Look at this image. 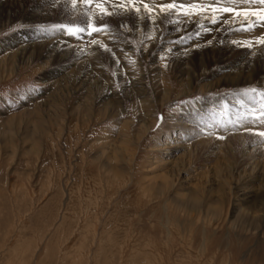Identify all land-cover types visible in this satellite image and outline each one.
<instances>
[{
    "label": "rangeland",
    "instance_id": "374dc122",
    "mask_svg": "<svg viewBox=\"0 0 264 264\" xmlns=\"http://www.w3.org/2000/svg\"><path fill=\"white\" fill-rule=\"evenodd\" d=\"M72 1L0 0V60L19 44L49 46L59 33L65 47L80 45L69 62L34 55L11 72L0 68V264H264V136L238 125L264 117V73L227 86L221 59L208 58L185 95L182 67L172 61L191 41L210 48L203 39L212 31L203 27L230 13L201 7L223 0L191 7L175 0L173 9H162L173 0H115L125 6L115 15L108 0H77L83 13L61 10ZM252 4L243 19L264 14V4ZM192 18V32L177 25ZM255 18L263 23L237 28L227 41L247 40L257 54L264 16ZM102 39L119 47L115 55ZM85 71L91 75L84 87L56 84ZM132 83L141 90L136 95ZM95 85H103L100 92ZM245 96L254 98L258 117L240 112ZM142 126L153 128L143 134ZM239 133L258 141L239 143L234 156L225 141ZM196 197L207 217L185 213ZM250 214L262 223L257 231L235 222Z\"/></svg>",
    "mask_w": 264,
    "mask_h": 264
},
{
    "label": "bare ground",
    "instance_id": "6f19581e",
    "mask_svg": "<svg viewBox=\"0 0 264 264\" xmlns=\"http://www.w3.org/2000/svg\"><path fill=\"white\" fill-rule=\"evenodd\" d=\"M107 2V0H105ZM109 1V4H112V3H115L116 1L115 0H108ZM165 1V0H164ZM73 2V1H72ZM163 2V0H162ZM105 3V2H104ZM160 3V1H159ZM123 5H121L120 3L118 4H112V5H109L107 6L108 9H112V15H115L116 12H117V7L119 8H122ZM125 7V6H123ZM64 9H66L65 12L69 13L73 10H78L80 9V12H82L83 10H85L81 5L80 3L77 1L76 3H73V5H70L67 3V5L65 4H62V7H61V10L63 11ZM91 11V10H90ZM93 13V11H91ZM83 13V12H82ZM210 14V13H209ZM95 15L96 16H101V11L99 10H96L95 11ZM128 15V14H127ZM125 15V19H131V17ZM179 15V14H177ZM185 16H179V19L177 17L178 20H182L185 19ZM192 16V15H191ZM197 16V15H196ZM196 16H194L196 18ZM218 16V15H217ZM171 17V16H170ZM204 16H200L199 19H204L203 18ZM207 17V16H206ZM209 17V16H208ZM207 17V18H208ZM263 16H261L262 18ZM87 18V17H86ZM191 18V17H190ZM195 18H192V19H189L190 21L188 22L187 25L185 24H181L180 21L179 24L177 23V25L181 26L184 30L186 31H191V30H196L195 26H196V23H195ZM205 18V19H207ZM244 18V15L241 14V15H237V14H233V13H230L226 16H220L219 17H216V19L212 22H206V25L203 27V28H209L211 31H212V35L209 36V38H204L203 40H208L211 45H210V48L209 49H205V48H202V45L201 43H196L194 41H191L190 43L186 44V46H179L178 48H180L179 52L178 53H174V57H172V61H173V65H176L178 68L179 67H182V70H181V73L183 76H185V80H184V83H183V90L181 91V94H185L187 95L189 93V88L191 87V84L193 83V81H195L196 79L195 78H198L197 76L194 75L195 73V69L198 67L200 68L204 73H205V70H206V66H205V62H207L208 58L212 59V58H216V59H221V62L224 64L225 68L228 70V74H226L225 76L221 77L220 80L223 78V81H226V84L227 86L230 85V86H233V87H236V86H239L241 84H245L249 79H255L257 78L258 76L261 77V74L264 73V37L261 38V50H257L259 51L257 54L256 53H253L252 52V46L249 45L248 43H246V41H236L237 43H235V41H233L234 43H231L230 41L228 42L227 41V37L232 35L233 34V30L235 29H241V28H245L248 27H253V26H258L259 24L263 23L262 20H256V19H243ZM211 19V18H209ZM207 19V20H209ZM91 20V19H90ZM174 20V19H172ZM171 20V21H172ZM185 20H188L185 19ZM213 20V19H212ZM96 21V20H95ZM98 21V19H97ZM175 21V20H174ZM200 21V20H199ZM175 22H171L170 23V29H174L175 28ZM260 26V25H259ZM178 27V26H176ZM179 27V28H181ZM148 29V28H147ZM260 29V28H259ZM169 30V29H168ZM258 31V30H257ZM263 31V30H262ZM168 32V31H167ZM192 32V31H191ZM190 32V33H191ZM207 33V32H206ZM177 34V33H176ZM189 34V33H188ZM260 34V33H259ZM262 34V32H261ZM264 34V33H263ZM183 35V34H182ZM248 35V34H247ZM258 35V34H257ZM57 36H60L57 39H55V42L54 40H52L50 42V45L47 46L45 45V47L42 45V44H39V43H36V44H19L18 46H16L17 50L9 57V58H6V57H3L1 58L0 60V68L3 67L5 69V67L8 69L9 67V71L11 72L13 69H15V65H19V63H21L22 61H32L34 60L35 58H42V59H53L54 62H69L71 59H76L78 57V49L77 48H80V45L77 44V45H74L73 47H70V48H67L65 47L66 45H63L60 40L62 39V34H57ZM107 36V35H106ZM105 36V38H106ZM189 36V35H188ZM234 38L236 35H233ZM242 37V35H239ZM250 36V35H249ZM252 36V35H251ZM237 37V36H236ZM258 37V36H257ZM97 38V36H96ZM104 38V37H103ZM232 38V37H231ZM231 38H229L231 40ZM233 38V40H234ZM246 38V37H245ZM113 41H114V38H112ZM112 39H109V40H106L102 39V42H103V45H110L111 48V51L110 53H112L113 55H115V50L117 51V49L119 50V47L115 48V47H112V46H115V45H112L111 43V40ZM213 39V40H212ZM238 39V38H237ZM254 39V38H253ZM115 40H118L117 38ZM120 40V39H119ZM179 40V39H178ZM242 40V39H241ZM260 40V39H259ZM66 41V40H65ZM70 42H73L71 40H68ZM112 41V42H113ZM197 41V40H196ZM110 42V43H108ZM200 42V41H199ZM207 42V41H206ZM248 42V41H247ZM250 42V41H249ZM86 43V42H85ZM204 43V42H203ZM45 44V43H44ZM114 44V42H113ZM200 44V45H198ZM253 44V43H252ZM35 45V46H34ZM36 45L39 46L38 49H35L36 48ZM255 45V43H254ZM43 46V47H41ZM87 46V45H86ZM207 46V44H206ZM205 46V47H206ZM257 46H259L257 44ZM92 47V46H91ZM125 47V46H124ZM85 48V47H84ZM88 48V47H86ZM90 48V47H89ZM114 48V49H113ZM193 48H196L195 49V52H191L193 51L192 49ZM256 48V47H255ZM124 49V48H123ZM254 49V48H253ZM94 49L91 50V54L90 55V61H92L95 65V63L98 62V58H99V54L96 53V51H93ZM90 51V50H89ZM122 51V50H121ZM124 51V50H123ZM255 51V52H257ZM17 52L18 55L16 54ZM100 53V52H99ZM117 53V52H116ZM35 55V58L33 59V56ZM107 56V54H106ZM118 56V55H117ZM198 57L199 61L198 63L196 64L194 61H193V58L195 57ZM109 57V56H108ZM110 58V57H109ZM51 59V60H52ZM66 59V60H64ZM121 59V58H120ZM119 59V60H120ZM27 63V62H26ZM92 63V64H93ZM56 64V63H55ZM117 64V63H116ZM91 66V65H90ZM90 66L87 65L88 68H90ZM224 68V69H225ZM3 69V70H4ZM181 69V68H180ZM92 71V70H90ZM90 71H85L83 75H81L80 77L78 76L77 78H74L72 80H68V78H64L62 80H60L61 82H57L56 84L60 87H62V89H64L63 85L66 87L67 85H70L72 87H84L88 84L89 82V78H90V75L91 74H87L88 72ZM202 72V73H203ZM249 77V78H247ZM258 77V78H259ZM163 78V77H162ZM261 79V78H260ZM243 81H245L243 83ZM250 81V80H249ZM263 82H264V79H263ZM249 83V82H248ZM98 84V83H97ZM62 85V86H61ZM91 86H92V83H90V85H88L87 89L90 93L91 91ZM97 85H95V89H94V92L97 91L100 92V90L102 89L103 85H98V87H96ZM138 86L139 85H136V84H130V92L131 94L133 95H136L137 92H140V88L138 89ZM212 86V85H211ZM70 88V87H69ZM205 88V87H204ZM211 88V87H209ZM60 89V88H59ZM61 92V91H60ZM93 92V91H91ZM136 93V94H135ZM141 94V93H140ZM165 94V93H164ZM167 94V93H166ZM165 97V96H164ZM168 97V96H167ZM251 97L249 96H245L243 97V101L246 106L244 107L243 106V109L240 110L241 113H244V114H247L248 116H252L254 115L253 117L256 118L258 117L256 115L257 113V108L256 107V102H254V98L250 99ZM167 99V98H166ZM252 102H251V101ZM235 102V101H234ZM222 104V102H220ZM243 103V104H244ZM218 104L217 101L213 102V107L216 108V109H221L222 108V105ZM239 105V104H238ZM106 106H113V104L111 103H108L106 104ZM116 106V105H115ZM256 110L255 113L252 114V112L250 110ZM208 111H204V114H206ZM209 113V112H208ZM210 114V113H209ZM243 114V115H244ZM258 114V113H257ZM241 116V115H240ZM232 118V117H231ZM237 118V117H236ZM245 118L247 119L248 117L245 116ZM237 120L240 122L241 120L239 118H237ZM255 120V119H254ZM257 121V122H256ZM256 121H253L251 124V120L246 121L244 120V122L238 124L239 126L245 129L247 128H250L251 130L250 131H260V132H263L264 131V117L262 116H259V120L257 118ZM246 122V124H245ZM152 123V122H151ZM154 124H155V121H154ZM249 124V125H248ZM145 125V124H143ZM253 126V127H252ZM256 126V127H254ZM226 127V126H225ZM225 127H223L222 129H220L221 133L224 131L223 129H225ZM152 129L153 126L151 127H145V126H142L141 127V132L143 134H146L148 129ZM241 129V130H242ZM230 131V130H229ZM237 131V130H236ZM228 132V131H227ZM235 132V131H233ZM253 133V132H251ZM240 134V133H239ZM220 135V134H219ZM218 135V136H219ZM226 134L224 133V136ZM241 135V134H240ZM251 135V134H250ZM221 137V136H219ZM218 137V138H219ZM252 137V136H251ZM250 136H233V137H229V140L225 141L227 143V146H228V150H232L233 151V155L235 156L236 153L240 150V145L241 144H245L246 147H252L254 146L255 143H257V141H255L256 139H253L251 138ZM255 138V137H254ZM213 139V138H212ZM260 139V138H259ZM263 140V139H262ZM213 141V140H212ZM198 142V141H197ZM201 144L203 145H206L208 144L210 141L209 140H200ZM199 143V142H198ZM212 143V142H211ZM241 143V144H239ZM263 143V142H262ZM217 144V143H216ZM222 144V143H221ZM262 145V144H261ZM260 145V146H261ZM194 146V145H193ZM212 146V144H211ZM222 146L223 149H225L223 146L224 145H220ZM258 146V145H257ZM264 146V145H263ZM205 149V148H204ZM231 151V152H232ZM259 151V150H258ZM257 153V152H256ZM261 155V154H260ZM264 155V154H263ZM227 157V156H226ZM229 161V160H228ZM233 161V160H232ZM231 166V165H230ZM264 166V165H263ZM240 168V167H239ZM227 170L225 169V172ZM223 172V171H222ZM230 171L228 170V173ZM233 173V172H232ZM216 174V173H215ZM240 174V173H239ZM230 175L231 172H230ZM228 178V177H227ZM231 178V177H230ZM229 178V179H230ZM228 179V180H229ZM226 180V179H225ZM238 182V181H237ZM162 184V183H161ZM168 183H163L164 187L167 185ZM236 188H237V183H236ZM244 191V190H242ZM224 196V194H222ZM249 197H247L248 199ZM180 207V206H179ZM182 207V206H181ZM180 207V208H181ZM185 212L188 217H192L193 215H196L197 213H200L202 210H203V207L201 206V203H200V200L196 197L194 198V201H192V206L191 207H187L184 209ZM204 211V210H203ZM202 211V212H203ZM180 212V211H179ZM204 216L207 217L208 215V212H203ZM213 214V213H212ZM211 215V214H210ZM214 216L217 215V213H214L213 214ZM212 215V216H213ZM263 215V214H262ZM240 220V223L243 221L244 224L245 223H248L247 224V227H249L248 229H251V231H257L259 229V227H261V222H260V219L257 218L256 216H254L253 214H250V215H245L243 216L242 218H238L235 222L239 221ZM234 222V223H235ZM242 222V223H243ZM241 226V225H240ZM246 227V228H247Z\"/></svg>",
    "mask_w": 264,
    "mask_h": 264
},
{
    "label": "snow or ice",
    "instance_id": "6c2138e0",
    "mask_svg": "<svg viewBox=\"0 0 264 264\" xmlns=\"http://www.w3.org/2000/svg\"><path fill=\"white\" fill-rule=\"evenodd\" d=\"M76 2H77V0H73V3H76ZM81 2H83V3H91L92 0H81ZM128 2H131V0H128ZM254 2H259L260 4H264V0H254ZM174 3H175V0H173L172 3H166V4H164L162 6V9L163 8H172V7H174ZM225 11H229V9H225ZM95 27L98 29V28H102V27H107V25L97 24ZM258 134L264 136V132H260Z\"/></svg>",
    "mask_w": 264,
    "mask_h": 264
}]
</instances>
